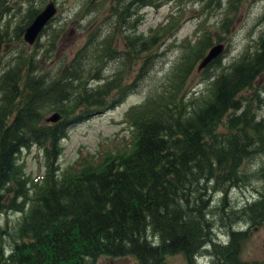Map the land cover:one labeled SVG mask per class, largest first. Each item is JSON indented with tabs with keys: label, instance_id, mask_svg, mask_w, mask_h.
<instances>
[{
	"label": "trees",
	"instance_id": "trees-1",
	"mask_svg": "<svg viewBox=\"0 0 264 264\" xmlns=\"http://www.w3.org/2000/svg\"><path fill=\"white\" fill-rule=\"evenodd\" d=\"M8 1L0 0V20L11 13ZM23 1L28 6L21 22L12 30L8 21L0 26V60L11 40L20 45L0 68V214H19L12 233L6 232L8 249L0 237V264H95L102 256L128 255L137 264H167L165 257L175 254L184 264H264L239 257L249 226L264 220V118L256 117L258 95L243 94L264 72V28L227 64L221 59L228 43L203 67L209 94L203 100L187 97L185 79L212 45L211 34L202 29L194 45L183 40L178 61L124 112L128 146L79 153L61 169L60 141L68 126L137 90L164 54L151 50L174 22L143 35L136 32L137 11L154 1L109 0L107 26L91 29L50 75L38 67L35 50L24 49L23 29L41 8ZM97 1L86 0L80 13L99 17ZM239 3L214 1L216 8L224 5L222 33L232 20L226 9L236 11ZM117 37L122 49L114 46ZM106 68L111 72L104 77ZM49 111L58 114L56 121L44 120ZM33 146L43 173L30 177L18 157ZM255 159V171L242 169ZM251 177L261 181V190L233 207L230 191ZM240 221L245 228L233 229Z\"/></svg>",
	"mask_w": 264,
	"mask_h": 264
},
{
	"label": "rangeland",
	"instance_id": "rangeland-1",
	"mask_svg": "<svg viewBox=\"0 0 264 264\" xmlns=\"http://www.w3.org/2000/svg\"><path fill=\"white\" fill-rule=\"evenodd\" d=\"M13 1H17L12 3ZM47 1H53L56 7L54 16L48 21L44 31L37 39L38 46L25 44L26 52L35 50L37 53L38 67L46 73L53 75L57 68H61L66 64L74 52L84 43L87 33L95 28L101 22L106 24L108 14L109 0H96L95 8L102 14L94 17L84 11L80 13L81 6L86 0H32L31 6L34 9H40ZM90 1V0H89ZM151 5L143 6L137 11L138 21L136 24V32L147 33L148 29H162L167 23L172 21L174 25L171 29L166 30L164 37L151 52L158 53L164 51L161 57L156 55L157 59L153 70L141 82L137 90L125 97V99L113 108H103L93 111L85 119L68 126L66 137L60 141L61 152L58 156L59 167L62 169L70 164L79 156V153H95L105 152L109 149L128 146L131 135V127L124 118V112L131 106L140 103L147 92L151 90V86L157 83L162 74L167 72L181 56L182 49L180 44L183 40H189L194 45L195 40L200 36L202 29L210 31L211 43L216 44L217 35L222 36L224 48L227 43L229 50L222 57L223 63H228L246 45L252 46L254 39L259 31L264 28V18L260 16L264 10V0H240L236 11L226 9L227 15L232 20L228 31L224 34L218 29V23L223 15V7L216 8L214 1L206 6L207 0H153ZM225 1V0H222ZM11 13L2 17L0 26L2 27L8 21V30H12L13 26L20 23L28 3L23 0H11L6 2ZM157 4V5H156ZM156 5V6H155ZM90 12V9H88ZM107 26V24L105 25ZM105 28L102 30L104 31ZM11 35V34H10ZM116 49H122L120 38L114 39ZM194 47V46H193ZM20 45L11 40L6 46L7 55L0 60V68H3L8 59V55L19 49ZM200 62V61H199ZM198 62V63H199ZM188 74L185 79L186 95L190 99H205L209 96L206 80L202 78V69H197V65ZM111 69H102L101 75L104 77L110 75ZM158 80V81H157ZM209 81V80H208ZM207 81V82H208ZM254 90L244 91L245 96L257 94L260 102L256 103L258 111L257 118H264V72H262L252 84ZM51 114L47 112L44 117ZM18 161L24 165V171L30 177L42 175V158L40 152L33 146L29 149L20 151ZM259 160L255 159L254 163L244 164L243 170L251 171L257 169ZM243 188L232 189L229 198L233 207H240L245 203H250L256 197V191H260L262 184L260 180L254 177L250 178V183L245 184ZM19 214L16 212H7L0 214V237L4 248L10 247L7 240V233H12L15 222ZM244 222L233 223V229H244ZM218 237L224 236V233L216 227ZM7 232V233H6ZM222 238L224 239V237ZM202 256V255H201ZM240 258L242 260H261L264 258V224L249 226L248 236L242 242L240 248ZM167 264H184L181 255L175 254L165 257ZM95 264H137L136 259L131 256L125 257H99Z\"/></svg>",
	"mask_w": 264,
	"mask_h": 264
},
{
	"label": "water",
	"instance_id": "water-1",
	"mask_svg": "<svg viewBox=\"0 0 264 264\" xmlns=\"http://www.w3.org/2000/svg\"><path fill=\"white\" fill-rule=\"evenodd\" d=\"M56 11L55 4L52 1L46 2L43 7L33 16L30 22L24 27L22 32V39L28 45H31L37 38L45 26V24L50 20ZM223 45L220 42L211 45L204 56L201 58L197 65V69L203 68L212 59L216 58L222 51ZM58 119V114L52 112L47 117L45 121L54 122Z\"/></svg>",
	"mask_w": 264,
	"mask_h": 264
},
{
	"label": "flooded vegetation",
	"instance_id": "flooded-vegetation-1",
	"mask_svg": "<svg viewBox=\"0 0 264 264\" xmlns=\"http://www.w3.org/2000/svg\"><path fill=\"white\" fill-rule=\"evenodd\" d=\"M264 224V220L262 221V223H260L259 225H263ZM249 231V230H248ZM240 257V256H239ZM241 260H242V258H240ZM254 260H256L257 261V259H254ZM244 261V260H243ZM247 261H251V260H247ZM258 261H264V258L263 259H259Z\"/></svg>",
	"mask_w": 264,
	"mask_h": 264
},
{
	"label": "bare ground",
	"instance_id": "bare-ground-1",
	"mask_svg": "<svg viewBox=\"0 0 264 264\" xmlns=\"http://www.w3.org/2000/svg\"><path fill=\"white\" fill-rule=\"evenodd\" d=\"M218 236H219V234H218ZM201 255H198V257H200Z\"/></svg>",
	"mask_w": 264,
	"mask_h": 264
}]
</instances>
